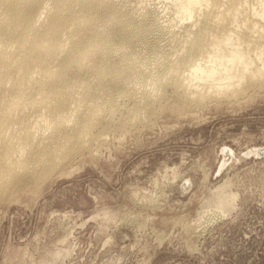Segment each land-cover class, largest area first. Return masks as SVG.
Wrapping results in <instances>:
<instances>
[{
  "label": "bare ground",
  "instance_id": "obj_1",
  "mask_svg": "<svg viewBox=\"0 0 264 264\" xmlns=\"http://www.w3.org/2000/svg\"><path fill=\"white\" fill-rule=\"evenodd\" d=\"M252 85L264 0H0V197L149 121L167 96L183 107ZM228 185L205 200L204 230L236 207Z\"/></svg>",
  "mask_w": 264,
  "mask_h": 264
},
{
  "label": "rangeland",
  "instance_id": "obj_2",
  "mask_svg": "<svg viewBox=\"0 0 264 264\" xmlns=\"http://www.w3.org/2000/svg\"><path fill=\"white\" fill-rule=\"evenodd\" d=\"M250 87L184 109L167 96L149 121L0 197V264H264V86ZM226 181L236 207L204 230Z\"/></svg>",
  "mask_w": 264,
  "mask_h": 264
}]
</instances>
